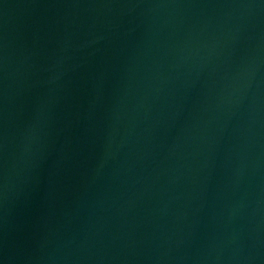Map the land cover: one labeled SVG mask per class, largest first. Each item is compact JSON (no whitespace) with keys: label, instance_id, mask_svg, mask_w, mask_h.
Wrapping results in <instances>:
<instances>
[{"label":"water","instance_id":"95a60500","mask_svg":"<svg viewBox=\"0 0 264 264\" xmlns=\"http://www.w3.org/2000/svg\"><path fill=\"white\" fill-rule=\"evenodd\" d=\"M0 264H264V0H0Z\"/></svg>","mask_w":264,"mask_h":264}]
</instances>
